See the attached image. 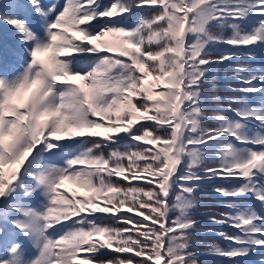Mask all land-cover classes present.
<instances>
[{
	"label": "snow or ice",
	"instance_id": "6c2138e0",
	"mask_svg": "<svg viewBox=\"0 0 264 264\" xmlns=\"http://www.w3.org/2000/svg\"><path fill=\"white\" fill-rule=\"evenodd\" d=\"M0 31V264H198L206 185L208 252L264 264V66L203 91L264 61V0H0Z\"/></svg>",
	"mask_w": 264,
	"mask_h": 264
},
{
	"label": "trees",
	"instance_id": "16d2710c",
	"mask_svg": "<svg viewBox=\"0 0 264 264\" xmlns=\"http://www.w3.org/2000/svg\"><path fill=\"white\" fill-rule=\"evenodd\" d=\"M48 2L49 0H44V3H48ZM140 15H141L140 12L135 13L136 17H139ZM8 38L9 40H11L10 35H8ZM3 40L4 38L0 34V45L4 47L2 48L0 46V64L7 63L6 61L8 60L11 61L12 59L9 53V48L12 47L13 44L10 41L6 42ZM229 47L230 46H227V45L218 46V48L216 49V52L222 49L229 48ZM238 64H245V65L246 64H256L257 66H264V61H260V60L252 61L247 58L233 59L217 67L218 77L215 82L216 84L215 88L205 87L203 91L205 93H211L213 95H218L219 97H221L224 107H227V102L226 100H224V98L239 95L238 92H233L231 90V88L238 86V82L230 78L229 79L225 78L226 74L228 77L232 76L233 69ZM212 106L214 107L215 105L213 104ZM206 114H209V115L211 114V108L206 109ZM228 115H231V113H228ZM221 182L222 181L217 180V183H221ZM132 183L134 184L143 183V181H133ZM71 185L75 186L73 184ZM62 190H66L69 193H73V192L68 191L63 185H62ZM197 199L200 201V206L196 209L194 218L197 219L200 222V224L195 234V239L198 243H197V248L194 249V251H198L199 253H201L197 257L198 264H219L220 261L226 260L227 258L218 257L208 252V246L212 244H216V245H219L220 247H226L228 242L225 241L221 237L220 233L228 232L229 234H231L232 232H235L236 230L231 227L225 226V225L213 223L209 220L208 216L201 215V213H205V212L220 213V212L228 211V208L224 204L221 203V200L226 199V198L219 196V194L212 191L211 186L206 185L197 192ZM250 200L251 198H249V201ZM127 214L135 215L134 212L127 213ZM199 229H207L208 231H200ZM124 255H131V254H124ZM105 258L107 259L110 257L106 256Z\"/></svg>",
	"mask_w": 264,
	"mask_h": 264
},
{
	"label": "rangeland",
	"instance_id": "374dc122",
	"mask_svg": "<svg viewBox=\"0 0 264 264\" xmlns=\"http://www.w3.org/2000/svg\"><path fill=\"white\" fill-rule=\"evenodd\" d=\"M1 32V31H0ZM3 32V31H2ZM1 32V33H2ZM7 34V33H6ZM11 43L15 44V41L13 39L10 40ZM1 46V45H0ZM2 48H4L3 46H1ZM96 131H100L102 134H103V129H97ZM65 184V188L70 191V192H73V193H76L78 195H80L81 197L82 196H85V195H89V193H86L84 190L78 188L77 186H72L71 184L69 183H64Z\"/></svg>",
	"mask_w": 264,
	"mask_h": 264
}]
</instances>
